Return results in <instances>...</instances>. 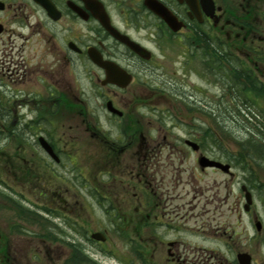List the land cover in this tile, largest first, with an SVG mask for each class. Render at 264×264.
Returning a JSON list of instances; mask_svg holds the SVG:
<instances>
[{"label": "flooded vegetation", "instance_id": "obj_1", "mask_svg": "<svg viewBox=\"0 0 264 264\" xmlns=\"http://www.w3.org/2000/svg\"><path fill=\"white\" fill-rule=\"evenodd\" d=\"M263 121L264 0H0V264H239Z\"/></svg>", "mask_w": 264, "mask_h": 264}, {"label": "rangeland", "instance_id": "obj_2", "mask_svg": "<svg viewBox=\"0 0 264 264\" xmlns=\"http://www.w3.org/2000/svg\"><path fill=\"white\" fill-rule=\"evenodd\" d=\"M262 124L264 126V121L262 122ZM248 126L251 129L252 124L248 123ZM258 139L260 138L258 137ZM260 161L261 162H259L258 165V167H260V175L256 177V180L257 182H261L262 184H264V160ZM253 208L261 216V219L264 224V192H259L257 194L256 204ZM95 217L92 216L91 218H88L86 224L88 229L98 227L96 221L92 220L95 219ZM243 226L244 228L242 229H244L243 233L245 234V237L242 238V242L240 241V243H237L238 246H241L238 247V249L250 252L253 258L255 259L254 264H264V227L262 232H257L253 218L250 215H246ZM79 238L82 239L83 242H85V239L83 237ZM116 240V236L112 237V240H110L112 244L104 245L105 248L92 246L89 242L86 241V243H84L85 253L87 254V256L96 259L98 261V264H143L140 258L141 256L139 257L137 254L135 256H129V251L132 250H129L127 247L122 245V243L116 245ZM214 248L216 250V253H219V255L229 258L230 261L235 258L234 256L236 248L233 245L227 249L226 246H218L217 244H215ZM139 255L141 254L139 253Z\"/></svg>", "mask_w": 264, "mask_h": 264}, {"label": "water", "instance_id": "obj_3", "mask_svg": "<svg viewBox=\"0 0 264 264\" xmlns=\"http://www.w3.org/2000/svg\"><path fill=\"white\" fill-rule=\"evenodd\" d=\"M246 200H247V203H246V209L249 210L250 209V206L253 202V199H252V195L251 193H247L246 194ZM256 227L259 231H261L262 229V222L261 221H256ZM92 238L94 239H97V240H105L106 237L103 233L101 232H95L92 234ZM238 258L240 260V264H251V255L249 253H240L238 255Z\"/></svg>", "mask_w": 264, "mask_h": 264}]
</instances>
